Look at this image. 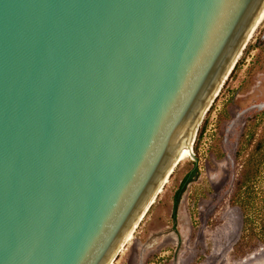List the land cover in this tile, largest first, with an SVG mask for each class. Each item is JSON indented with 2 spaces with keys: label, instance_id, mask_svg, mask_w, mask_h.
I'll return each instance as SVG.
<instances>
[{
  "label": "water",
  "instance_id": "95a60500",
  "mask_svg": "<svg viewBox=\"0 0 264 264\" xmlns=\"http://www.w3.org/2000/svg\"><path fill=\"white\" fill-rule=\"evenodd\" d=\"M263 7L0 0V264H107Z\"/></svg>",
  "mask_w": 264,
  "mask_h": 264
},
{
  "label": "rangeland",
  "instance_id": "374dc122",
  "mask_svg": "<svg viewBox=\"0 0 264 264\" xmlns=\"http://www.w3.org/2000/svg\"><path fill=\"white\" fill-rule=\"evenodd\" d=\"M257 147L264 150V20L198 126L192 157L175 168L113 264H264V174L248 208L254 235L235 195L243 162L264 161ZM195 167L174 209V193Z\"/></svg>",
  "mask_w": 264,
  "mask_h": 264
},
{
  "label": "bare ground",
  "instance_id": "6f19581e",
  "mask_svg": "<svg viewBox=\"0 0 264 264\" xmlns=\"http://www.w3.org/2000/svg\"><path fill=\"white\" fill-rule=\"evenodd\" d=\"M264 20V7L262 9V11L260 12V14L258 15L257 19L255 20L254 24L252 25V27L250 28L249 32L247 33L246 37L243 40V45L241 47V52L240 54L237 55V60L239 59L242 51L244 50L245 46L247 45V43L250 41V39L252 38L253 34L255 33L256 29L258 28V26L261 24V22ZM244 46V47H243ZM237 60L235 62V64L237 63ZM234 64V66H235ZM234 66L231 69L230 68V72L228 74L225 75V77L223 78V80L221 81L220 85H217L216 88L214 89L213 93L211 94L210 98L208 99L207 103L205 104L190 136L188 139V144L185 150L184 155L180 156L176 162L174 163V165L171 167V169L168 171V173L165 175V177L162 179V181L160 182V184L158 185L157 189L155 190V192L153 193L152 197L150 198V200L148 201L147 205L144 207V209L142 210V212L140 213V215L138 216V218L135 220V222L133 223L132 227L130 228L128 234L126 235V237L124 238V240L121 242V244L119 245V247L116 249V251L113 253V255L110 257L109 261L107 264H113V261L116 259L117 255L119 254V252H121V250H123V248L131 242V240L133 239L134 233L136 232L137 228L140 226L141 222L143 221V219L145 218V216L147 215V213L149 212L150 208L156 203L157 198L160 194L163 193L164 188L166 186V184H168L170 176L172 175V173L174 172L175 168L181 163L183 162L185 159L187 158H191L192 154H193V141L195 139V135L198 129V126L200 125L203 117L205 116V114L207 113V111L209 110V108L211 107L212 103L214 102V100L217 98V96L219 95V92L221 90V88L223 87L225 81L228 79L229 75L231 74Z\"/></svg>",
  "mask_w": 264,
  "mask_h": 264
},
{
  "label": "trees",
  "instance_id": "16d2710c",
  "mask_svg": "<svg viewBox=\"0 0 264 264\" xmlns=\"http://www.w3.org/2000/svg\"><path fill=\"white\" fill-rule=\"evenodd\" d=\"M260 150H262V149L257 147V152H259ZM262 151H264V150H262ZM263 165H264V161H259V160H257V161H244L243 167H242V170H241L238 182H237L236 191H235V193H236L235 195H237V197L239 199V201H238L239 208L243 212V215H244V218H243L244 225L247 228V230H249L248 232H250V234H253V235H254L253 223L249 220L248 208L251 206L250 205L251 204L250 199L252 198V196L255 197V195L257 194V192L255 191V186H254L256 176H258L259 174H264ZM195 172H197L196 167L194 168V170L191 173L187 174L183 178V180L180 184V187L174 193V203H173L174 209L176 207V204L178 202L180 194L184 190L186 183L190 180L192 174ZM263 209L264 208H262L261 210H263ZM261 230L264 233V222L261 223Z\"/></svg>",
  "mask_w": 264,
  "mask_h": 264
}]
</instances>
